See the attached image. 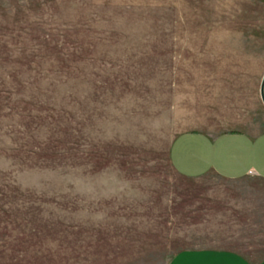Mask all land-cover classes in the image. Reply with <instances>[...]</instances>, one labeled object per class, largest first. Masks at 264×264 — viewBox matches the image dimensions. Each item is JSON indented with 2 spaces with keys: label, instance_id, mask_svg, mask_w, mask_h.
<instances>
[{
  "label": "rangeland",
  "instance_id": "1",
  "mask_svg": "<svg viewBox=\"0 0 264 264\" xmlns=\"http://www.w3.org/2000/svg\"><path fill=\"white\" fill-rule=\"evenodd\" d=\"M234 43L264 50V0H0V264L237 248L233 184L169 157L260 115Z\"/></svg>",
  "mask_w": 264,
  "mask_h": 264
},
{
  "label": "crops",
  "instance_id": "2",
  "mask_svg": "<svg viewBox=\"0 0 264 264\" xmlns=\"http://www.w3.org/2000/svg\"><path fill=\"white\" fill-rule=\"evenodd\" d=\"M222 56V55H221ZM231 57L232 60L225 58ZM218 68L232 67L238 83L256 85L264 79V50L256 43H234L232 55H223ZM242 78V79H241ZM258 110L222 132L189 130L179 133L170 147V162L187 179L217 177L233 184L232 218L235 249H188L169 264H264V103ZM255 95V94H254Z\"/></svg>",
  "mask_w": 264,
  "mask_h": 264
},
{
  "label": "water",
  "instance_id": "3",
  "mask_svg": "<svg viewBox=\"0 0 264 264\" xmlns=\"http://www.w3.org/2000/svg\"><path fill=\"white\" fill-rule=\"evenodd\" d=\"M261 97H262V100H263V103H264V79H263V83H262V86H261Z\"/></svg>",
  "mask_w": 264,
  "mask_h": 264
}]
</instances>
